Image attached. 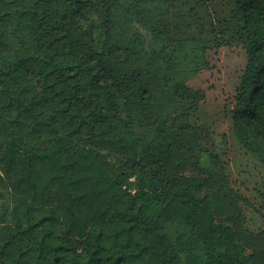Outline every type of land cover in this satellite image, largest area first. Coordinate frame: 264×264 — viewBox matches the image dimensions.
<instances>
[{
    "label": "trees",
    "instance_id": "16d2710c",
    "mask_svg": "<svg viewBox=\"0 0 264 264\" xmlns=\"http://www.w3.org/2000/svg\"><path fill=\"white\" fill-rule=\"evenodd\" d=\"M233 2L249 60L231 118L264 162V0ZM172 4L197 0H0V264H264V230L167 168L196 108L183 82L209 67L163 28Z\"/></svg>",
    "mask_w": 264,
    "mask_h": 264
},
{
    "label": "rangeland",
    "instance_id": "374dc122",
    "mask_svg": "<svg viewBox=\"0 0 264 264\" xmlns=\"http://www.w3.org/2000/svg\"><path fill=\"white\" fill-rule=\"evenodd\" d=\"M234 8L233 0H197L192 12L172 4L159 14L163 28L173 37L200 39L209 63L183 82L184 90L187 87L196 98V108L187 120L177 122L184 128V138L167 168L181 175L207 177L208 191L221 196L224 216L230 214V207L237 208L245 217V228L258 233L264 230V162L239 138L231 118L249 60L248 42ZM6 40L5 64L20 49L10 31ZM136 131L140 135L147 129ZM9 206L10 190L0 181V212Z\"/></svg>",
    "mask_w": 264,
    "mask_h": 264
}]
</instances>
